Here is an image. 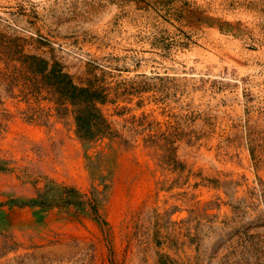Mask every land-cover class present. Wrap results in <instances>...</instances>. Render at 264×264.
Instances as JSON below:
<instances>
[{
	"label": "rangeland",
	"instance_id": "obj_1",
	"mask_svg": "<svg viewBox=\"0 0 264 264\" xmlns=\"http://www.w3.org/2000/svg\"><path fill=\"white\" fill-rule=\"evenodd\" d=\"M0 264H264V0H0Z\"/></svg>",
	"mask_w": 264,
	"mask_h": 264
},
{
	"label": "trees",
	"instance_id": "obj_2",
	"mask_svg": "<svg viewBox=\"0 0 264 264\" xmlns=\"http://www.w3.org/2000/svg\"><path fill=\"white\" fill-rule=\"evenodd\" d=\"M28 60L26 65L28 69H15L14 71L20 74L21 80L30 89V92L37 94L46 89L55 103L71 107L76 133L80 139L90 140L105 132L107 124L97 107V103H104L107 100V94L103 87L94 84L78 86L62 69L54 67L48 69L47 63L43 59L32 56ZM44 196L38 195L29 204L46 205ZM47 202L52 203L51 200ZM63 204L76 206V202L70 201V199L63 201Z\"/></svg>",
	"mask_w": 264,
	"mask_h": 264
}]
</instances>
